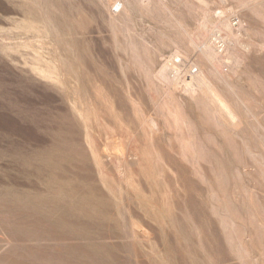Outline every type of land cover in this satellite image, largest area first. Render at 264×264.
<instances>
[{
    "label": "rangeland",
    "instance_id": "374dc122",
    "mask_svg": "<svg viewBox=\"0 0 264 264\" xmlns=\"http://www.w3.org/2000/svg\"><path fill=\"white\" fill-rule=\"evenodd\" d=\"M0 143V264H264V0H0Z\"/></svg>",
    "mask_w": 264,
    "mask_h": 264
},
{
    "label": "bare ground",
    "instance_id": "6f19581e",
    "mask_svg": "<svg viewBox=\"0 0 264 264\" xmlns=\"http://www.w3.org/2000/svg\"><path fill=\"white\" fill-rule=\"evenodd\" d=\"M173 68V67H172ZM186 81V80H185ZM188 83V82H187ZM10 91V90H9ZM215 92V91H214ZM2 113V112H1ZM50 113V112H49ZM48 114V113H47ZM49 115V114H48ZM55 115V114H54ZM14 118V117H13ZM54 119V118H53ZM33 122H35V121H33ZM47 122H49V121H47ZM36 123V122H35ZM63 124V123H62ZM69 124V123H68ZM61 125V124H60ZM53 126V125H52ZM67 126H69V125H66V127ZM51 127V126H50ZM54 128H55V126H54ZM60 128V127H59ZM62 128V127H61ZM61 128H60V130H61ZM51 129V128H50ZM57 129V128H56ZM71 129H73V128H71ZM47 130V129H46ZM52 130V129H51ZM59 130V129H58ZM52 131H55V130H52ZM57 131V130H56ZM63 130H61V132H62ZM67 133H68V131H66ZM73 132H75V130L73 131ZM54 132H52L51 133V135L53 134ZM56 134H57V132H55ZM64 133V132H63ZM70 133V132H69ZM77 133V132H76ZM48 134V133H47ZM45 135H46V133H45ZM50 135V136H51ZM63 135V134H62ZM65 135V134H64ZM72 135H74L73 133H72ZM76 135V134H75ZM66 136V135H65ZM78 136V135H77ZM48 137V136H47ZM52 137V136H51ZM50 137V138H51ZM54 137V136H53ZM57 137V136H56ZM59 137V136H58ZM68 137V136H67ZM72 137V136H71ZM76 137V136H75ZM59 138H61V137H59ZM70 138V137H69ZM71 140H73V139H71ZM67 141V140H66ZM68 141H70V140H68ZM67 141V142H68ZM43 142H44V140H43ZM42 142V143H43ZM46 142V141H45ZM48 142V141H47ZM76 142V141H75ZM74 142V143H75ZM50 143V142H49ZM1 144V143H0ZM59 144V143H58ZM67 144V143H66ZM72 144V143H71ZM80 144V143H79ZM7 145V144H6ZM51 145V144H50ZM2 146H4V145H2ZM8 146V145H7ZM54 146V145H53ZM61 146V145H60ZM67 146V145H66ZM79 146V145H78ZM56 147V146H55ZM8 148V147H7ZM13 148H14V146H13ZM119 148V147H118ZM120 148H121V146H120ZM119 148V149H120ZM9 149V148H8ZM13 150V149H12ZM60 150V149H59ZM21 151V150H20ZM54 151V150H53ZM63 151V150H62ZM118 151H120V150H117V153H118ZM14 152V151H13ZM116 152V151H115ZM122 152V151H121ZM44 153V152H43ZM27 154V153H26ZM75 154H76V152H75ZM75 154H74V152H71L70 154H69V156L71 157L70 158V160H71V162L72 161H75L74 159H75ZM20 155V154H19ZM41 155V154H40ZM116 155H119V154H116ZM125 155H126V153H125ZM15 156V155H14ZM17 156V155H16ZM28 156V155H27ZM121 156V155H120ZM4 157V156H3ZM12 157V156H11ZM23 157V156H22ZM21 157V158H22ZM41 157V156H40ZM44 157H46L45 155H44ZM43 157V158H44ZM59 157V156H58ZM121 157H123V156H121ZM125 157V156H124ZM123 157V158H124ZM19 158V157H18ZM20 158V159H21ZM29 159V158H28ZM42 159V158H41ZM22 160V159H21ZM23 160H25V159H23ZM35 160V159H34ZM16 161V160H15ZM26 161V160H25ZM32 161V160H31ZM47 161V160H46ZM51 161V160H50ZM50 161H47V162H50ZM26 162H28V161H26ZM35 162H36V160H35ZM43 162H45V160L43 159ZM33 163V162H32ZM84 163V162H83ZM9 165V164H8ZM28 165V164H27ZM47 165V164H46ZM65 165H67V164H65ZM14 166V165H13ZM90 166V165H89ZM4 167V166H3ZM8 167V166H7ZM44 168V167H43ZM82 169L84 168V166H82L81 167ZM9 169V168H8ZM42 169V168H41ZM46 171L48 172V173H50L51 175L52 174H54V176H58V175H60V174H63V172H68V169L65 167V166H62L58 161H54V162H52V163H48V165L46 166ZM88 170H89V168H88ZM7 171V170H6ZM45 171V172H46ZM86 171H87V169H86ZM8 172H9V170H8ZM12 172V171H11ZM10 172V173H11ZM44 172V173H45ZM46 172V173H47ZM25 173V172H24ZM40 173V172H39ZM29 174V173H28ZM78 174V173H77ZM34 175V174H33ZM31 176V175H30ZM2 177V176H1ZM20 178V177H19ZM25 178V177H24ZM14 179V178H13ZM29 179V178H28ZM47 179V178H46ZM50 179V178H49ZM62 180H63V178H62ZM54 181V180H53ZM61 181V180H60ZM69 181H71V180H69ZM78 181H80V180H78ZM91 181V180H90ZM89 181V182H90ZM52 182V181H51ZM73 182V181H72ZM91 182H94V181H91ZM66 183H68V182H66ZM74 183H75V181H74ZM78 184V183H77ZM93 184V183H92ZM1 185V184H0ZM53 185V186H52ZM52 185H50L51 186V188L52 189H54V190H59V189H61V188H63V185H61V183H57V184H55L54 182H53V184ZM74 185V184H73ZM87 185V184H86ZM43 186V185H42ZM84 186H85V184H84ZM84 186H83V188H84ZM89 186V185H88ZM74 187V186H73ZM97 187V186H96ZM65 188V187H64ZM67 188V187H66ZM26 189V188H25ZM74 189H76L75 187H74ZM78 189V188H77ZM98 189V188H97ZM71 190V189H70ZM81 190H83V189H81ZM80 190V191H81ZM85 190V189H84ZM91 190V189H90ZM7 191V190H6ZM95 191V190H94ZM98 191H99V189H98ZM72 192V191H71ZM74 192V191H73ZM77 192V191H76ZM84 192V191H83ZM83 195H86V194H83ZM94 195V194H93ZM93 195H92V197H93ZM81 197V196H80ZM85 198V197H84ZM95 198V197H94ZM97 198H98V196H97ZM102 199V198H101ZM80 200H81V198H80ZM100 200V199H99ZM90 201V200H89ZM92 201V200H91ZM103 201V200H102ZM81 202V201H80ZM88 202V201H87ZM86 202V203H87ZM99 202V201H98ZM75 203H77V202H75ZM82 203V202H81ZM93 203V202H92ZM96 203V202H95ZM104 203V202H103ZM106 203V202H105ZM104 203V204H105ZM98 204V203H97ZM99 204H101V203H99ZM75 205H77V204H75ZM96 205V204H95ZM74 206V205H73ZM86 206V205H85ZM99 207H100V205H98ZM103 206V205H102ZM101 206V207H102ZM104 206H106V205H104ZM68 207H70V206H68ZM87 207V206H86ZM96 207V206H95ZM88 208H89V206H88ZM87 208V209H88ZM84 209V208H83ZM100 209V208H99ZM102 209V208H101ZM80 210V209H79ZM90 210V209H89ZM86 211V210H85ZM102 211V210H101ZM66 212V211H65ZM77 212V211H76ZM76 212H74V213H76ZM96 212V211H95ZM106 212V211H105ZM101 213V212H100ZM90 215H92V214H90ZM86 216H88L87 218H89V215L87 214ZM98 216V215H97ZM93 218V217H92ZM90 219V218H89ZM94 219V218H93ZM100 220V219H99ZM85 221V220H84Z\"/></svg>",
    "mask_w": 264,
    "mask_h": 264
}]
</instances>
